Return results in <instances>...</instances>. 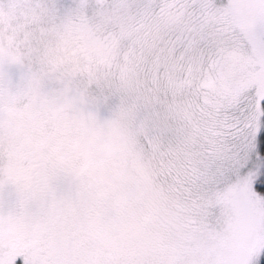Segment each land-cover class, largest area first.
Segmentation results:
<instances>
[{"label": "snow or ice", "instance_id": "snow-or-ice-1", "mask_svg": "<svg viewBox=\"0 0 264 264\" xmlns=\"http://www.w3.org/2000/svg\"><path fill=\"white\" fill-rule=\"evenodd\" d=\"M0 264H264V0H0Z\"/></svg>", "mask_w": 264, "mask_h": 264}]
</instances>
